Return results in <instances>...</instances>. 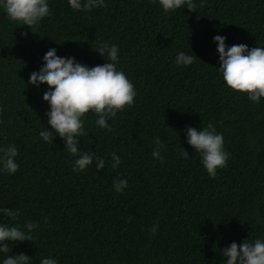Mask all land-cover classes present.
I'll return each instance as SVG.
<instances>
[{
  "label": "trees",
  "instance_id": "16d2710c",
  "mask_svg": "<svg viewBox=\"0 0 264 264\" xmlns=\"http://www.w3.org/2000/svg\"><path fill=\"white\" fill-rule=\"evenodd\" d=\"M196 2V11L165 14L158 0H107L90 12L49 0L51 15L33 28L0 10V145L15 144L20 165L0 174V207L20 214H0V222L40 225L32 241H10L0 259L23 251L31 264L42 256L59 264H224L220 249L230 242L264 238V98L252 102L226 86L212 41L220 34L228 45L264 46V0ZM101 41L119 46L117 67L137 95L108 121L110 129L95 125V113L84 114L88 135L78 147L105 165L73 172L75 158L62 138L48 143L38 135L43 126L51 130L42 99L47 85L37 88L28 77L49 47L88 66L103 64L107 56L95 50ZM179 50L197 57L176 66ZM208 123L229 153L215 177L184 134ZM157 135L163 163L151 156ZM112 152L121 157L116 169ZM118 174L128 180L123 193L112 190Z\"/></svg>",
  "mask_w": 264,
  "mask_h": 264
},
{
  "label": "clouds",
  "instance_id": "9594fccd",
  "mask_svg": "<svg viewBox=\"0 0 264 264\" xmlns=\"http://www.w3.org/2000/svg\"><path fill=\"white\" fill-rule=\"evenodd\" d=\"M73 10L90 12L94 8H103L107 0H67ZM165 14L177 9L187 8L196 11V0H158ZM0 10L7 18L16 21L17 25L38 27L40 21L51 15L49 0H0ZM26 35V33H21ZM227 37L213 35L218 53L219 66L216 71L222 76L226 86L232 90L246 93L247 99L258 103L264 98V46L249 47L245 43L226 44ZM97 50L107 60L103 64L88 66L78 62L75 57L57 55L55 47H49L43 54V63L38 70L29 74L28 83L39 88L41 84L47 87L42 93V99L48 103L45 113L47 124L38 132L39 137L48 143L59 136L64 142L67 152L75 159L72 161V171L81 172L95 162L97 170L105 165V159L95 152L81 151L78 147L80 137L88 135L84 127L83 116L91 111L96 114L95 125L101 129H110L108 123L122 111L124 106H131L137 95L133 82L123 70L118 69L119 46L115 43L101 41ZM193 52V51H192ZM197 56L183 50L176 52V66L191 65ZM186 143L200 154L203 168L209 177H215L217 170L224 168L229 153L224 147L223 134L217 132L212 123L204 127L187 126L184 130ZM165 147L159 135L153 138L151 156L164 162L161 149ZM19 155L15 144L0 145V174H12L19 168L16 157ZM181 157L188 158V152L181 146ZM110 167L116 169L121 164V157L110 153ZM128 187L126 176L117 175L112 180V190L123 193ZM0 214L5 217L17 218L18 208L0 207ZM45 222L47 218L45 217ZM40 227L39 221L26 220L21 227L18 224L0 222V254L10 252L9 242L32 241L33 231ZM158 223L154 222L149 228L155 234ZM13 244V245H15ZM12 245V247H13ZM220 255L226 257L224 264H264V238L257 237L249 240L244 238L239 244L232 241L220 249ZM0 264H31V256L21 251L3 255ZM39 264H59L54 256H42Z\"/></svg>",
  "mask_w": 264,
  "mask_h": 264
}]
</instances>
